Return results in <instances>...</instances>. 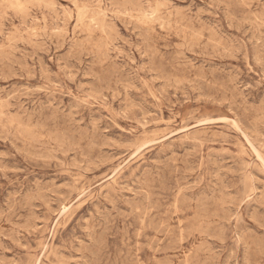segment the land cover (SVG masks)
<instances>
[{
	"label": "rangeland",
	"instance_id": "1",
	"mask_svg": "<svg viewBox=\"0 0 264 264\" xmlns=\"http://www.w3.org/2000/svg\"><path fill=\"white\" fill-rule=\"evenodd\" d=\"M134 1L0 0V264H264V0Z\"/></svg>",
	"mask_w": 264,
	"mask_h": 264
},
{
	"label": "bare ground",
	"instance_id": "2",
	"mask_svg": "<svg viewBox=\"0 0 264 264\" xmlns=\"http://www.w3.org/2000/svg\"><path fill=\"white\" fill-rule=\"evenodd\" d=\"M16 1H17V0H16ZM135 1H136V0H135ZM135 1H134V2H135ZM44 2H45V1H44ZM115 2H116V1H115ZM128 2H129V1H128ZM132 2H133V1H132ZM249 2H251V1H249ZM18 4H19V3H18ZM125 4H126V2H125ZM231 4H232V3H231ZM246 4H247V3H246ZM12 7H13V6H12ZM12 7H11V8H12ZM46 7H47V6H46ZM138 7H139V6H138ZM242 7H243V6H242ZM18 8H19V7H18ZM156 8H157V7H156ZM258 8H259V7H258ZM12 9H13V8H12ZM14 9H15V8H14ZM16 9H17V8H16ZM249 9H250V8H249ZM21 12H22V11H21ZM261 12H262V11H261ZM81 14H82V13H81ZM261 14H262V13H261ZM179 15H180V14H179ZM82 16H83V15H82ZM97 16H98V15H97ZM102 16H103V14H102ZM176 16H178V15H176ZM77 17H78V16H77ZM261 17H262V16H261ZM155 18H156V17H155ZM177 18H178V17H177ZM153 19H154V18H153ZM182 19H184V18H181V20H182ZM159 20H160V19H159ZM159 20H158V21H159ZM162 20H163V19H162ZM165 20H166V19H165ZM186 20H187V19H186ZM190 20H191V19H190ZM261 20H262V19H261ZM183 21H184V20H183ZM257 21H258V20H257ZM259 21H260V19H259ZM95 22H96V21H95ZM170 22H171V21H170ZM92 23H93V22H92ZM181 23H182V22H181ZM190 23H191V22H190ZM259 23H260V22H259ZM130 24H131V23H130ZM161 24H162V23H161ZM135 25H136V24H135ZM166 25H167V24H166ZM175 25H176V24H175ZM177 25H178V24H177ZM187 25H188V24H187ZM44 26H45V25H44ZM166 27H167V26H166ZM139 28H140V27H139ZM140 29H143V28H140ZM169 29H170V28H169ZM181 29H182V28H181ZM189 29H190V28H189ZM191 29H192V28H191ZM147 30H149V29H147ZM147 30H145V31H147ZM44 31H45V30H44ZM108 31H109V30H108ZM142 31H143V30H142ZM149 31H151V30H149ZM193 31H194V30H193ZM168 32H170V31L168 30ZM180 32H181V31H180ZM188 32H189V31H188ZM191 32H192V30H191ZM38 33H39V32H38ZM109 33H110V32H109ZM35 34H36V33H35ZM54 34H55V33H54ZM54 34H53V35H54ZM191 35H192V34H191ZM199 35H200V34H199ZM209 35H210V34H209ZM72 37H73V36H72ZM147 37H148V36H147ZM176 37H177V36H176ZM148 38H149V37H148ZM161 38H162V37H161ZM215 38H217V37H215ZM88 40H89V39H88ZM145 40H146V39H145ZM195 40H197V37L195 38ZM184 42H185V41H184ZM207 44H209V43H207ZM195 45H196V44H195ZM209 45H210V44H209ZM212 45H213V44H212ZM80 46H83V43H82V45L80 44ZM193 46H194V45H193ZM206 46H207V45H206ZM210 46H211V45H210ZM221 46H222V44H221ZM78 47H79V46H78ZM211 48H212V47H211ZM81 52H82V51H81ZM154 52H155V51H154ZM156 56H157V55H156ZM180 56H182V55H180ZM180 56H179V57H180ZM1 57H2V56H1ZM5 57H6V56H5ZM153 57H155V56H153ZM182 57H183V56H182ZM152 59H153V58H152ZM162 59H163V58H162ZM97 60H99V59H97ZM0 62H1V61H0ZM187 63H188V62H187ZM102 66H103V65H102ZM179 66H181V65H179ZM115 67H116V66H115ZM115 67H114V69H115ZM153 67H154V66H153ZM182 67H184V66H182ZM163 68H164V67H163ZM102 70H103V69H102ZM161 71H162V70H161ZM164 71H165V70H164ZM164 71H163V72H164ZM163 72H162V73H163ZM104 73H105V72H104ZM104 73H103V74H104ZM112 74H113V72H112ZM118 74H119V73H118ZM115 75H116V74H115ZM163 76H164V75H163ZM117 77H119V76H117ZM117 77H116V78H117ZM165 77H166V75H165ZM170 77H171V76H170ZM202 77H203V76H202ZM159 78H161V77H159ZM168 78H169V77H168ZM166 80H167V79H166ZM195 80H196V78H195ZM198 80H199V79H198ZM198 80H197V81H198ZM200 80H201V79H200ZM175 82H177V81H175ZM102 84H103V83H102ZM169 85H170V84H169ZM181 85H182V84H181ZM210 85H211V84H210ZM103 86H104V85H103ZM214 87H215V86H214ZM210 88H211V86H210ZM208 89H209V88H208ZM211 89H212V88H211ZM222 89H224V88H222ZM222 89H221V90H222ZM228 90H229V89H228ZM232 93H233V92H232ZM224 94H225V93H224ZM225 95H226V94H225ZM227 95H228V94H227ZM51 96H52V95H51ZM232 97H233V96H232ZM235 97H236V96H235ZM236 98H237V97H236ZM231 99H232V98H231ZM234 99H235V98H234ZM235 100H237V99H235ZM235 104H236V103H235ZM234 106H235V105H234ZM236 106H237V104H236ZM243 114H244V112H243ZM161 115H162V114H161ZM10 117H11V116H10ZM52 117H53V116H52ZM41 118H42V117H41ZM41 118H40V119H41ZM68 118H69V117H68ZM30 119H31V117H30ZM49 119H50V118H49ZM19 121H20V120H18V123H19ZM30 121H31V120H30ZM50 121H51V120H50ZM16 122H17V121H16ZM45 122H46V121H45ZM47 122H48V121H47ZM20 123H22V122H20ZM43 123H44V122H43ZM48 123H49V122H48ZM52 123H53V122H52ZM247 123H248V122H247ZM30 124H31V123H30ZM30 124H29V125H30ZM36 124H37V123H36ZM44 124H45V123H44ZM198 124H199V123H198ZM254 124H255V123H254ZM17 125H18V124H17ZM21 125H22V124H21ZM21 125H18V126L21 127ZM38 125H39V124H38ZM53 125H55V124H53ZM199 125H200V124H199ZM18 126H17V127H18ZM26 126H27V125H26ZM26 126H24V127H26ZM24 127L22 126V131H23V128H24ZM32 127H33V126H32ZM32 127H31V128H32ZM34 127H35V126H34ZM42 127H43V126H42ZM42 127H41V128L39 127V128L42 129ZM44 127H46V126H44ZM44 127H43V128H44ZM250 127H251V126H250ZM36 128H37V127H36ZM48 128H49V127H48ZM252 128H253V127H252ZM3 129H4V128H3ZM24 129H25V128H24ZM26 129H27V128H26ZM33 129H34V128H33ZM55 129H56V128H55ZM55 129H54V130H55ZM10 130H11V129H10ZM34 130H35V129H34ZM2 131H3V130H2ZM25 131H26V130H25ZM29 131H30V129H29ZM43 131H44V130H43ZM74 131H75V130H74ZM23 132H24V131H23ZM26 132H28V130H27ZM242 132H243V131H242ZM28 133H29V132H28ZM51 133H52V132H51ZM54 133H55V136L58 137L57 134H56V132H54ZM63 133H65V132H63ZM78 133H79V132H78ZM31 134H32V133H30L29 135H31ZM58 134H59V133H58ZM22 135H23V133H22ZM60 135H61V134H60ZM60 135H59V136H60ZM64 135H65V134H64ZM67 135H68V134H67ZM84 135H85V134H84ZM20 136H21V135H20ZM24 136H25V134H24ZM85 136H86V135H85ZM27 137H28V135H27ZM52 137H53V136H52ZM52 137H51V139H52ZM60 137L63 138V135L60 136ZM30 138H31V136H30ZM62 138H61V139H62ZM71 138H72V136H71ZM27 139H28V138H27ZM56 139H57V138H56ZM68 140H69V139H68ZM70 140H71V139H70ZM84 140H85V139H84ZM28 141H29V140H28ZM31 141H32V140H31ZM33 141H34V139H33ZM33 141H32V142H33ZM51 141H52V140H51ZM55 141H56V140H55ZM64 141H65V140H64ZM64 141H63V142H64ZM71 141H72V140H71ZM73 141H74V140H73ZM56 142L59 143L58 141H56ZM60 142H61V141H60ZM21 143H23V142H21ZM24 143H25V142H24ZM24 143H23V144H24ZM34 143H35V141H34ZM61 143H62V142H61ZM64 143H65V142H64ZM83 143H84V142H83ZM73 144H74V143H73ZM249 144H251V143L249 142ZM89 145H90V144H89ZM89 145H88V147H89ZM92 145H93V144H92ZM79 146H80V145H79ZM251 146H252V145H251ZM253 146H254V145H253ZM90 147H91V146H90ZM90 147H89V148H90ZM94 147H95V145H94ZM194 147H196V146L194 145ZM89 148H88V149H89ZM92 148H93V147H92ZM251 148H252V147H251ZM254 148H255V147H254ZM262 149H263V148H262ZM37 150H38V149H37ZM90 151H91V150H90ZM251 152H252V151H251ZM257 152H258V151H257ZM91 154H92V153H91ZM258 154H259V153H258ZM254 155H255V154H254ZM263 161H264V160H263ZM262 167H263V166H262ZM235 169H236V168H235ZM119 170H120V169H119ZM178 171H179V170H178ZM235 171H236V170H235ZM236 173H237V171H236ZM112 177H113V176H112ZM252 177H253V175H252ZM163 180H165V179H163ZM200 180H201V179H200ZM162 182H164V181H162ZM263 182H264V181H263ZM163 184H164V183H163ZM147 185H148V184H147ZM160 185H161V184H160ZM152 186H153V185H152ZM155 186H156V185H155ZM166 187H167V186H166ZM87 189H88V188H87ZM145 189H146V188H145ZM149 189H150V188H149ZM169 189H170V188H169ZM204 189H205V188H204ZM147 190H148V189H147ZM161 190H162V189H161ZM173 190H174V189H173ZM150 191H151V190H150ZM152 191H153V190H152ZM155 191H156V190H155ZM204 191H205V190H204ZM220 191H221V190H220ZM222 191H223V190H222ZM177 192H178V191H177ZM145 193H146V192H145ZM242 193H243V192H242ZM151 194H152V193H151ZM201 194H202V193H201ZM211 194H212V193H211ZM153 195H154V194H153ZM148 196H149V195H148ZM157 196H158V195H157ZM211 196H212V195H211ZM212 197H213V196H212ZM215 197H216V196H215ZM213 198H214V197H213ZM146 199L148 200V198H146ZM146 199H145V200H146ZM183 199H184V198H183ZM220 199H221V198H220ZM222 199H223V198H222ZM224 199H225V197H224ZM151 200H152V198H151ZM208 200H210V199H208ZM201 201H202V199H201ZM145 202H146V201H145ZM188 202H189V200H188ZM204 202H205V201H204ZM206 202H207V201H206ZM219 202H220V200H219ZM224 202H226V201H224ZM153 203H154V202H153ZM177 203H178V202H177ZM201 203H202V202H201ZM207 203H208V202H207ZM214 203H215V202H214ZM148 204H150V203H148ZM160 204H161V203H160ZM179 204H180V203H179ZM187 204H188V203H187ZM202 204H203V203H202ZM202 204H201V206H202ZM223 204H224V203H223ZM182 205H183V204H182ZM196 205H198V204H196ZM214 205H215V204H214ZM137 206H138V205H137ZM148 206H149V205H148ZM150 206H151V204H150ZM154 206H155V205H154ZM199 206H200V205H199ZM203 206H204V205H203ZM134 207H135V206H134ZM192 207H193V206H192ZM141 208H142V207H141ZM159 208H160V207H159ZM198 208H199V207H198ZM221 208H222V207H221ZM133 209H134V208H133ZM144 209H145V208H144ZM153 209H154V207H153ZM176 209H177V207H176ZM199 209H200V208H199ZM204 209H205V208H204ZM202 210H203V209H202ZM205 210H206V209H205ZM205 210H204V211H205ZM145 211H146V210H145ZM175 211H176V210H175ZM199 211H201V210H199ZM208 211H209V210H208ZM208 211H206V212H208ZM197 212H198V209H197ZM206 212H205V213H206ZM215 212H216V211H215ZM135 213H136V212H135ZM143 213H144V211H143ZM201 213H202V211H201ZM208 213H209V212H208ZM208 213H206V214H208ZM217 213H218V212H217ZM212 214H213V213H212ZM208 215H209V214H208ZM223 215H224V214H223ZM212 216H213V215H212ZM224 217H227V216H224ZM213 218H214V217H213ZM219 218H220V216H219ZM222 218H223V217H222ZM223 219H225V218H223ZM223 219H221V220H223ZM113 221H114V219H113ZM118 223H119V222H118ZM145 223H146V222H145ZM160 223H161V222H160ZM109 224H110V223H109ZM216 224H217V223H216ZM218 224H219V222H218ZM55 225H56V224H55ZM205 226H206V225H205ZM210 226H211V225H210ZM88 227H89V226H88ZM107 227H108V226H107ZM93 228H94V227H93ZM93 228H91V229L93 230ZM109 228H112V227H109ZM113 228H114V227H113ZM131 228H132V227H131ZM152 228H153V227H152ZM197 228H198V227H197ZM208 228H209V227H208ZM218 228H219V227H218ZM220 228H221V227H220ZM220 228H219V229H220ZM52 229H53V228H52ZM91 229H90V230H91ZM155 230H156V229H155ZM95 231H96V230H95ZM106 231H107V230H106ZM109 231H110V230H109ZM109 231H108V232H109ZM199 231H200V229H199ZM208 231L211 232L212 230L210 229V230H208ZM208 231H207V232H208ZM103 232H104V231H103ZM103 232H102V233H103ZM136 232H137V231H135V233H136ZM182 232H183V231H182ZM184 232H185V231H184ZM212 232H214V231H212ZM219 232H220V231H219ZM104 233H105V232H104ZM106 233H107V232H106ZM185 233H186V232H185ZM203 233H204V232H203ZM108 234H109V233H108ZM201 234H202V232H201ZM219 234H220V233H219ZM72 235H74V234H72ZM72 235H71V236H72ZM100 235H101V234H100ZM103 235H104V234H103ZM158 235H161V233L158 234ZM203 235H204V234H203ZM207 235H208V234H207ZM207 235H206V236H207ZM127 236H128V235H127ZM69 237H70V236H69ZM93 237H94V236H93ZM103 237H104V236H103ZM181 237H182V236H181ZM217 237H221V235H220V236H217ZM246 237H247V236H246ZM248 237H249V236H248ZM249 238H250V237H249ZM253 238H254V237H253ZM68 239H69V238H68ZM96 240H97V239H96ZM103 240H104V239H103ZM103 240H102V242H103ZM254 240H255V239H253L252 241H254ZM122 241H123V240H122ZM181 241H182V240H181ZM258 241H259V240H258ZM64 242H65V241H64ZM248 242H249V241H248ZM259 242H260V241H259ZM96 243H97V242H96ZM137 243H138V242H137ZM159 243H160V242H159ZM178 243H180V242H178ZM254 243H255V242H254ZM56 244H57V243H56ZM173 244H174V243H173ZM255 244L258 246L257 243H255ZM262 244H264V243H262ZM70 245H71V244H70ZM96 245H97V244H96ZM137 245H138V244H137ZM154 245H155V244H154ZM138 246H139V245H138ZM157 246H158V245H157ZM253 246H254V245H253ZM103 247H104V246H103ZM103 247H102V248H103ZM106 247H107V246H106ZM122 247H123V246H122ZM140 247H141V246H140ZM155 247H156V246H155ZM135 248H136V247H135ZM200 248H201V247H200ZM200 248H199V249H200ZM255 248H257V247H255ZM258 248H259V247H258ZM263 248H264V247H263ZM98 249H99V248H98ZM103 249H104V248H103ZM153 249H154V248H153ZM158 249H159V248H158ZM201 249H203V248H201ZM151 250H152V249H151ZM249 250H250V249H249ZM257 250H258V249H257ZM257 250H256V252H257ZM261 250H263V249H261ZM261 250H260V252H261ZM88 251H90V250H88ZM199 251H200V250H199ZM91 252H92V251H91ZM150 252H151V251H150ZM208 252H209V251H208ZM254 252H255V251H254ZM254 252H253V253H254ZM98 253H99V250H98ZM209 253H210V252H209ZM93 254H94V253H93ZM95 254H97V253H95ZM183 254H184V253H183ZM250 254H251V251H250ZM250 254H249V256H250ZM255 254H256V253H255ZM247 255H248V254H247ZM252 255H253V254H251V256H252ZM256 255H257V254H256ZM256 255H255L254 257H256ZM260 255H261V253H260ZM257 256H258V255H257ZM108 257H109V256H108ZM252 257H253V256H252ZM263 257H264V256H263ZM99 258H100V257H99ZM186 258H187V257H186ZM248 258H249V257H248ZM109 259H110V258H109ZM125 259H126V258H125ZM207 259H209V258H207ZM254 259H255V258H254ZM252 260H253V258H252ZM101 261H102V259H101ZM247 261H248V260H247ZM253 261H254V260H253ZM96 262H97V261H96ZM126 262H127V261H126ZM254 262H255V261H254ZM91 263H92V261H91ZM93 263H95V262H93ZM100 263H101V262H100ZM167 263H168V262H167ZM206 263H207V262H206ZM255 263H256V262H255ZM106 264H107V263H106ZM127 264H128V263H127ZM171 264H172V263H171ZM250 264H251V263H250ZM252 264H253V263H252Z\"/></svg>",
	"mask_w": 264,
	"mask_h": 264
}]
</instances>
